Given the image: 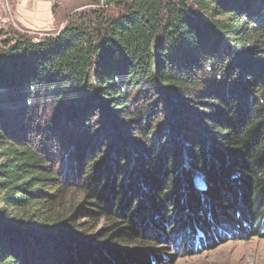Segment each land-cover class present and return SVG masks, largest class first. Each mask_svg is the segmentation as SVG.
<instances>
[{"label":"trees","instance_id":"16d2710c","mask_svg":"<svg viewBox=\"0 0 264 264\" xmlns=\"http://www.w3.org/2000/svg\"><path fill=\"white\" fill-rule=\"evenodd\" d=\"M93 3L0 38V264H162L169 240L264 236V0Z\"/></svg>","mask_w":264,"mask_h":264},{"label":"rangeland","instance_id":"374dc122","mask_svg":"<svg viewBox=\"0 0 264 264\" xmlns=\"http://www.w3.org/2000/svg\"><path fill=\"white\" fill-rule=\"evenodd\" d=\"M93 2L96 0H0V34L2 33L0 38L13 36L16 32L37 38L55 34L65 25L68 17L94 7ZM110 12L117 11L112 8ZM42 114L44 111L39 116ZM17 119L24 120L23 123L27 122L26 118L22 119L19 115ZM56 166L60 169L64 168L68 181L75 179L73 177L74 163L62 159L57 161ZM76 196V189H74L68 193L67 197L73 200ZM78 221L87 229L88 237L103 234L108 225L106 220L101 218ZM212 239L214 242L211 243L195 241L184 244L182 241L178 246L171 240L160 243L163 242L160 239L158 242L155 241L160 245L152 248L162 249L165 254L161 258L162 264H264V236L262 235L221 234L219 239L211 237ZM130 247H137V244L125 248Z\"/></svg>","mask_w":264,"mask_h":264}]
</instances>
